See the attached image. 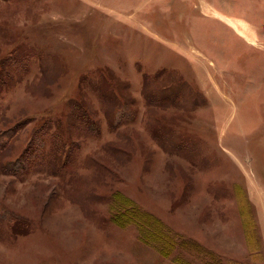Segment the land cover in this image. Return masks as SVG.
Instances as JSON below:
<instances>
[{"label": "rangeland", "instance_id": "rangeland-1", "mask_svg": "<svg viewBox=\"0 0 264 264\" xmlns=\"http://www.w3.org/2000/svg\"><path fill=\"white\" fill-rule=\"evenodd\" d=\"M102 68L129 84L116 96L134 98L133 119L116 125L117 108L84 91L100 132L71 136L70 101ZM7 74L0 129L24 122L13 157L48 119L65 149L51 138L46 163L0 170V264H214L186 247L164 255L176 233L221 264H264V0H0ZM152 78L171 100L148 99ZM116 192L163 233L145 223L146 243L137 218L113 222Z\"/></svg>", "mask_w": 264, "mask_h": 264}, {"label": "trees", "instance_id": "trees-1", "mask_svg": "<svg viewBox=\"0 0 264 264\" xmlns=\"http://www.w3.org/2000/svg\"><path fill=\"white\" fill-rule=\"evenodd\" d=\"M12 79V76H10V74H7V78L4 81H1L0 85L9 82V80L12 81ZM155 79L156 78H152L151 81L153 82L155 81ZM155 84H159L162 87L152 88L153 85L151 83L149 84V82L145 85L146 92H149L147 94L148 99H155L160 103L172 99L175 93L171 90V85H167V81L157 83L156 79ZM128 88L129 84L126 83L125 80H122L120 77H118L112 70L108 68L97 69L83 76L80 83V96L70 101L69 111L66 116V124L70 130L71 136L75 134L79 135L81 133L92 135L100 132L98 112L95 110L96 108L93 109V107H95V103L91 100L90 103L86 101L87 95H85L84 91L86 93L89 90L94 91L96 93L95 96H98L103 107H106V103L111 102V105L114 107V109L117 108L115 114L113 115V120L116 125H120L122 123L128 122L129 120H132V113L134 111L130 109V105L132 104L134 98L129 96L126 98V100L124 99V102L120 103V98L116 96V94H119L120 91L124 93L128 90ZM113 93H115L114 98H112ZM58 119H48L40 126L36 127L30 141L28 142V147H26L15 158L13 157V152L15 151L14 143L16 141L19 130L24 125V122H17L14 125L1 128L0 170L7 175L21 177L23 175H26L30 171L29 169L32 166L40 165V163L38 162L42 161L43 163H46L47 154L45 155V157H43V159H40L39 156L41 155L40 153L45 150L47 141H50L51 138L54 139V148L57 151L61 152L63 148L65 149V147H63L65 145V142L61 138L62 132H59L63 131V129L61 128L63 127V125L60 122L61 120ZM54 123H57L59 129L61 130L51 131ZM60 143H62V145ZM6 159L7 161H5ZM112 201H114V203H117V206H121L120 210H115L111 220L120 226H126L131 222H136L137 218L140 225V238L146 243L150 242L148 240V234L145 233V228L142 227L143 225H145V223L148 224L150 223V221H153V224L158 225L160 233H163L162 228H164L165 225L159 218L143 211L138 205L133 203L132 200L125 197L122 193H113ZM7 214L8 216L10 215V217L12 216L11 219L13 221V224L19 221L18 216H13V214H10V212ZM171 232L172 230L168 229V233ZM176 234L178 235V238L171 237L170 234L167 235V244L161 248V252L164 255L170 254V252L176 247H186L198 254H204L209 258L208 261H212L214 264L222 263L221 259H217L212 251L206 250L198 242L194 240L187 241V239L179 233Z\"/></svg>", "mask_w": 264, "mask_h": 264}, {"label": "crops", "instance_id": "crops-1", "mask_svg": "<svg viewBox=\"0 0 264 264\" xmlns=\"http://www.w3.org/2000/svg\"><path fill=\"white\" fill-rule=\"evenodd\" d=\"M217 90H214V95H213V99H214V103L216 104L217 107H221L220 103H219V96H218V99H215L217 95H220L222 97H224V93H222L221 91V88H216ZM226 97V96H225ZM222 121H221V117L219 118V122H218V128H219V125L222 129V125H221ZM223 124V123H222ZM223 129L225 130V128L223 127ZM220 130V129H219ZM224 130H222V133H221V138L224 139Z\"/></svg>", "mask_w": 264, "mask_h": 264}, {"label": "bare ground", "instance_id": "bare-ground-1", "mask_svg": "<svg viewBox=\"0 0 264 264\" xmlns=\"http://www.w3.org/2000/svg\"><path fill=\"white\" fill-rule=\"evenodd\" d=\"M228 21H230V20H228ZM231 22V21H230ZM237 26V25H236Z\"/></svg>", "mask_w": 264, "mask_h": 264}]
</instances>
